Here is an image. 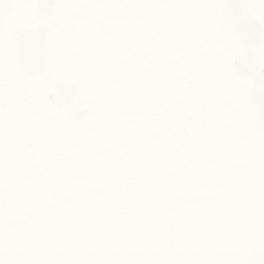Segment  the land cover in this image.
Masks as SVG:
<instances>
[{
  "label": "snow or ice",
  "instance_id": "snow-or-ice-1",
  "mask_svg": "<svg viewBox=\"0 0 264 264\" xmlns=\"http://www.w3.org/2000/svg\"><path fill=\"white\" fill-rule=\"evenodd\" d=\"M0 264H264V0H0Z\"/></svg>",
  "mask_w": 264,
  "mask_h": 264
}]
</instances>
